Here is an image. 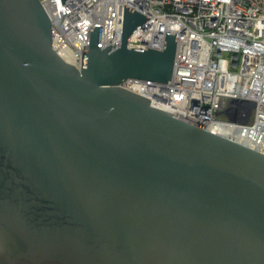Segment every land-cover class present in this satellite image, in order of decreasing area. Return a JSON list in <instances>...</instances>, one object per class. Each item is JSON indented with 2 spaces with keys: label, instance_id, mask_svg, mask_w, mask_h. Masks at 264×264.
Here are the masks:
<instances>
[{
  "label": "water",
  "instance_id": "obj_1",
  "mask_svg": "<svg viewBox=\"0 0 264 264\" xmlns=\"http://www.w3.org/2000/svg\"><path fill=\"white\" fill-rule=\"evenodd\" d=\"M147 18L78 67L42 0H0V264H264V152L122 85L172 77L178 32L129 45Z\"/></svg>",
  "mask_w": 264,
  "mask_h": 264
},
{
  "label": "built area",
  "instance_id": "obj_2",
  "mask_svg": "<svg viewBox=\"0 0 264 264\" xmlns=\"http://www.w3.org/2000/svg\"><path fill=\"white\" fill-rule=\"evenodd\" d=\"M52 44L80 67L95 25L122 40L125 4L149 16L129 45L162 48L177 34L172 77L122 84L177 117L264 152V0H42Z\"/></svg>",
  "mask_w": 264,
  "mask_h": 264
},
{
  "label": "bare ground",
  "instance_id": "obj_3",
  "mask_svg": "<svg viewBox=\"0 0 264 264\" xmlns=\"http://www.w3.org/2000/svg\"><path fill=\"white\" fill-rule=\"evenodd\" d=\"M263 131H264V120H263ZM263 144H264V135H263Z\"/></svg>",
  "mask_w": 264,
  "mask_h": 264
}]
</instances>
